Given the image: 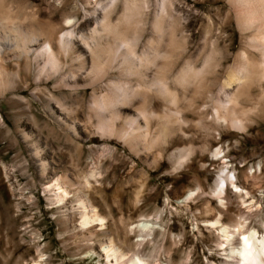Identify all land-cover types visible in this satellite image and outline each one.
<instances>
[{
  "label": "rangeland",
  "instance_id": "374dc122",
  "mask_svg": "<svg viewBox=\"0 0 264 264\" xmlns=\"http://www.w3.org/2000/svg\"><path fill=\"white\" fill-rule=\"evenodd\" d=\"M133 2L125 13L124 0H0V264H34L39 255L38 264H106L99 255L109 237L128 255L139 252L159 264L186 258L187 264H223L217 233L201 222L220 214L228 224L246 214L226 180L232 175L249 193L244 205H258L257 221H264V62L260 42L253 41H260L263 23L241 27L242 7L234 0ZM102 17L126 31L124 53H133L127 63L125 55L113 57L117 40L98 27ZM95 26L103 48L93 73L94 55L78 48L58 71H42L32 52L26 60L13 58L17 32L87 35ZM78 54L85 57L82 71L70 58ZM240 62L248 65L242 84L225 86ZM122 90L128 97L112 104L101 126L90 109L93 96ZM233 92L240 131L212 117L215 101ZM129 118L148 125L146 136L132 139L135 148L120 133ZM106 125L116 133H101ZM92 163L100 183H92L97 192L90 201L106 229L78 243L63 233L62 214L42 189L51 178L80 182ZM218 183L226 206L211 196ZM189 192L191 199L179 205ZM142 221L158 227L144 241L134 227ZM86 246L95 254L87 256Z\"/></svg>",
  "mask_w": 264,
  "mask_h": 264
},
{
  "label": "bare ground",
  "instance_id": "6f19581e",
  "mask_svg": "<svg viewBox=\"0 0 264 264\" xmlns=\"http://www.w3.org/2000/svg\"><path fill=\"white\" fill-rule=\"evenodd\" d=\"M114 1L116 0H111V4L112 3L114 4ZM133 1L134 0L132 1L124 0L125 13L128 12L131 8H133L134 10V8L137 5L136 3L137 1L136 2ZM234 2L235 4L240 2L239 4H237V6L240 5L239 7L240 8L242 7L240 9V17L238 19L239 25H241V27L243 26V28L246 27L251 29V27L254 26L253 23H257L261 21L263 23L261 24V26L263 25V27L262 28H260L261 26L258 27V30L260 31L264 30V21H263L264 0H237V1L234 0ZM258 17L261 18L263 17V18L261 20V18ZM257 18L259 19L258 21H256ZM70 21L71 20H67L66 24H69ZM97 25L98 27H100V29L106 30L109 33L113 34L116 40L118 41L115 42L113 57L125 55L126 59H124V62L126 63L129 60L133 59L132 52H129L127 54L124 53V51H126L128 47L126 43L127 41L126 31L123 28L121 27L119 28V25L117 23L111 24L106 17H102L101 21L97 22ZM97 31H98L97 27L95 26L87 35L83 33H74L73 31H68L63 35H61L60 37L58 34H56L55 31L42 32L39 34L31 33L29 34L30 36L28 37L25 35L22 36L20 33L18 34V32L16 31L17 36L15 39L14 48L12 50V53L15 54L13 58H16L18 60L20 59L26 60L28 54L32 52L36 55L35 60L38 62L41 61V64L43 66L40 68L42 71H45L46 70L45 68L49 66L51 70L58 71L62 69V65L64 64L61 60L63 59L65 60L69 55H71L72 50L74 48H78L82 52L83 51L84 53L88 52L92 56L94 55L95 57L94 59L95 61L92 62V65L88 72L90 74L93 73V71L97 67L96 66V62L98 60L97 49L103 48L101 47V44L99 45V42L97 40V38H99L100 36L98 35L99 33ZM34 36L35 37L37 36L36 39H34L35 38ZM258 39L260 41H258L257 39H254L253 41L255 44H257V46H258L257 42H260L259 52L261 53L262 60L264 62V32L263 35L260 34L258 36ZM53 43H56L57 45L56 51L55 49H53ZM76 43H78V45H76ZM76 57L74 58V56H71L70 58H72L74 62H77L79 64L78 68H80V70L82 71L85 67V57L82 54H78L76 55ZM240 57L242 60L244 56L240 54ZM2 60L3 59L0 55V70H3ZM247 66L245 63L240 62L236 70L234 69V71L231 73L230 80L228 79L229 83L226 82L227 84H225V86H229L231 82H235L237 85H239L241 83L240 74L246 72ZM187 70L191 71V69L189 68H187ZM1 88L2 86L0 84V90ZM165 91L167 93H170L166 89ZM114 93H109L98 97L94 95L92 98V106L90 107V109L92 108V110H95L97 112L98 117L100 118L99 123L101 124V126H103V119H104L103 116L105 115L104 113L110 112L108 109H110L112 104L117 102H122L128 97V94L123 90L119 91L116 94ZM235 94H236L235 92H233L232 94L223 93L225 101L223 102L220 99H217L215 101V107L213 111L214 114L212 115V117L217 123L227 124L232 129L240 131L243 127L242 122H240V118L239 117L237 118V114L235 115L234 110L232 109L233 101H235L233 100ZM108 115H110V113ZM173 115H174L173 117L178 116L175 114ZM146 116L144 115L143 117L146 118ZM109 117L111 120L113 118L115 119L113 115L112 116L110 115ZM130 119L132 118H129V120H126L125 122V124L127 125V131L121 129L122 131L120 130L121 131L120 133H121V137H126L125 142L128 143L129 145H132L135 148V143L134 144L132 143L133 142L132 139H138L139 137L142 138L143 136H146V134H148L147 133L148 131L146 130L148 125L147 123L144 122V120H142L143 123L140 124V122H138L137 120L133 121ZM111 125L112 124H110V126ZM106 126H107L106 128L110 127V126L108 127V125ZM68 128L71 130L72 133L74 132V130L72 131L70 126H68ZM115 128L111 129L110 127L109 129L106 130L100 129V132L102 131L101 133L104 134L108 133L111 135L114 132L116 133ZM21 136L24 140H27L29 138V136H27L24 133ZM217 154L218 153H216L215 155ZM92 164L95 167L94 165L95 163ZM45 170H46L45 167L42 165L41 176H44ZM99 177L100 175L97 173L95 167L90 169L88 173H86L85 175H82L81 179L78 177L80 179V182L78 181L72 182L68 180V182L64 183L61 180V178L58 177L51 178V180L47 182L42 189L44 195L48 200V203L50 205H55V208H57V210L62 214L59 222L60 224L63 225L62 228L63 233H70L68 236L69 239L72 238L74 239V241L77 240L78 243H88L90 241H93L97 235V232L106 229L105 227L106 219L97 211V209L93 205V201H90V195L94 193L95 190L97 192L96 186L93 185L92 183L99 184L100 183L98 180ZM234 177L232 175V177H227L226 180L230 182V185L234 189H236L235 193L238 195L240 199L241 206L245 208L246 214L240 215L234 221L228 224L223 223L220 220L221 217L220 214L218 215V217L215 218L213 217L214 219H211L209 221L208 220L203 221L201 223L206 225L205 228H207V230H212L217 233L218 243L216 245L217 247L216 251L217 253L218 252L223 253V257H224V260L222 262L223 264H264V221H257L260 215V211H259L260 209L258 210L259 206L258 205L253 206L252 204L253 202H249V204L244 205L243 199L247 198L249 196V193L248 191L238 188L235 185V183L233 182ZM219 181H222V183L224 182L226 184L225 179L221 177ZM225 192L226 190H223V187L220 186L218 183V185L212 190L211 196L216 198L221 206H226L225 201H223ZM191 194H192L191 192L187 194L182 193L180 196L181 201L178 202L179 205H185L186 202L189 200L190 196H192ZM252 207H253L252 210L254 211L256 210V212L251 213ZM156 224L154 222L151 223L150 221H142L134 226L139 234L140 241H144V239L148 240V238L152 237L153 232L158 228ZM96 228L99 229L95 230ZM196 228L198 231L197 226ZM115 241L109 237L107 238L106 242L101 244L103 254L99 256H102L106 260V264H159L160 263L158 261L153 260L150 257L141 256L142 253L140 254L139 252H132L131 254L128 255L125 252L123 246L121 244H118L117 243L118 241L117 242ZM84 248L88 249L87 256L95 254L90 247L86 246ZM11 254L13 253H10V255ZM40 256L41 255H39V258L37 260H34V264H38L40 262ZM187 260L188 258H186L180 264H187ZM2 261L3 264H7L8 260H2Z\"/></svg>",
  "mask_w": 264,
  "mask_h": 264
}]
</instances>
